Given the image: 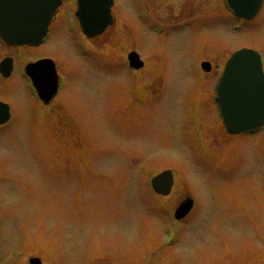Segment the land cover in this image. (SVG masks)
I'll use <instances>...</instances> for the list:
<instances>
[{"label":"rangeland","instance_id":"374dc122","mask_svg":"<svg viewBox=\"0 0 264 264\" xmlns=\"http://www.w3.org/2000/svg\"><path fill=\"white\" fill-rule=\"evenodd\" d=\"M62 1L39 48L0 40V59H14L0 77L11 108L0 127L1 264H264V128L232 136L213 102L234 51H258L264 67V7L235 27L223 0H143L140 19L139 0H115L111 25L87 40L67 28L76 0ZM130 51L142 68L128 66ZM37 57L62 79L45 108L23 72ZM166 169L173 186L157 195L150 178ZM188 195L192 210L174 222Z\"/></svg>","mask_w":264,"mask_h":264},{"label":"water","instance_id":"95a60500","mask_svg":"<svg viewBox=\"0 0 264 264\" xmlns=\"http://www.w3.org/2000/svg\"><path fill=\"white\" fill-rule=\"evenodd\" d=\"M113 0H77V15L81 28L88 36L102 32L111 24L110 7ZM226 7L238 18L250 19L258 12L262 0H224ZM60 0H0V37L11 45L32 43L41 38L48 27ZM130 65L142 66L138 55H128ZM11 60L0 63V72L7 76ZM204 70L209 63L203 62ZM38 94L48 103L57 90V76L52 61L44 59L26 66ZM216 103L226 130L230 133L255 131L264 124V75L258 54L241 49L227 60L216 87ZM9 117L8 107L0 103V123ZM173 183L172 172L164 170L152 178L155 192L167 195ZM192 200L185 197L176 207L177 218L183 217L191 208ZM40 264L39 259H30Z\"/></svg>","mask_w":264,"mask_h":264},{"label":"flooded vegetation","instance_id":"af4514ba","mask_svg":"<svg viewBox=\"0 0 264 264\" xmlns=\"http://www.w3.org/2000/svg\"><path fill=\"white\" fill-rule=\"evenodd\" d=\"M63 2V1H62ZM139 2L142 4H144L145 5V7L149 10L150 9V6L147 4V2L146 3H144L143 2V0H139ZM138 2V3H139ZM62 5V4H61ZM69 25V24H68ZM49 31H51V25H50V27H49ZM6 46V45H5ZM40 46V45H39ZM39 46H38V48H39ZM6 48H8V49H11V48H18V49H26V48H28V49H32V48H34V47H29V46H22V47H8V46H6ZM34 49H36V47L34 48ZM38 58V57H37ZM37 58H35V59H37ZM34 59V60H35ZM13 62H14V59H13ZM10 115H11V108H10Z\"/></svg>","mask_w":264,"mask_h":264}]
</instances>
